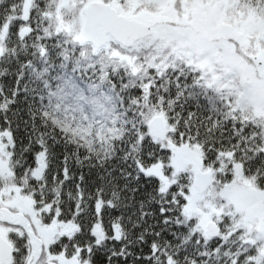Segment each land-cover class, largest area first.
Returning a JSON list of instances; mask_svg holds the SVG:
<instances>
[{"label":"snow or ice","instance_id":"6c2138e0","mask_svg":"<svg viewBox=\"0 0 264 264\" xmlns=\"http://www.w3.org/2000/svg\"><path fill=\"white\" fill-rule=\"evenodd\" d=\"M0 264H264V0H0Z\"/></svg>","mask_w":264,"mask_h":264}]
</instances>
